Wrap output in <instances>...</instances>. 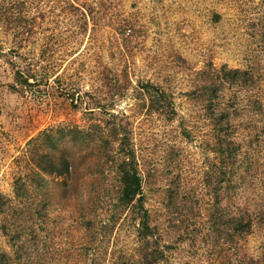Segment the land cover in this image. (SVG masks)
<instances>
[{"label":"rangeland","instance_id":"rangeland-1","mask_svg":"<svg viewBox=\"0 0 264 264\" xmlns=\"http://www.w3.org/2000/svg\"><path fill=\"white\" fill-rule=\"evenodd\" d=\"M24 2L34 18L29 48L62 61L55 78L14 82L15 67L26 71L24 50L0 23V193L12 194L27 140L42 130L113 126L135 151L143 205L164 264H210L227 255L232 264H264V223L239 237L237 258L211 237L212 196L201 177L212 153L197 98L199 71L222 64L258 66L264 98V0ZM146 83L172 95L174 114L148 108ZM102 146L109 158H98L101 150L90 144L73 147L76 186L61 198L53 190L36 264H138L137 218L116 199V139ZM0 251H9L1 231Z\"/></svg>","mask_w":264,"mask_h":264},{"label":"trees","instance_id":"trees-1","mask_svg":"<svg viewBox=\"0 0 264 264\" xmlns=\"http://www.w3.org/2000/svg\"><path fill=\"white\" fill-rule=\"evenodd\" d=\"M261 13L260 30L264 39V7ZM79 15L84 12L79 11ZM33 20L27 13L24 0L10 1L8 6L0 3V23L4 30L12 32L13 46L24 50L20 58L26 71L15 67L13 74L14 82L20 85L47 81L51 73L57 77L59 73L54 70L62 61L50 60L43 52L44 48L38 54L29 48ZM261 81L260 68L254 65L243 68L209 65L199 71L197 98L212 153L201 184L209 188L212 196L211 237L224 241L229 254L233 255L238 251L239 237L249 233L254 223H264V98ZM144 90L149 109L175 113L170 93L150 83H146ZM70 96L72 99L73 95ZM114 139L118 154L112 161L119 184L116 199L131 207L137 218L138 264H164L162 249L143 205L142 175L135 151L126 137L115 136V127L105 128L97 123L86 129H46L27 140L23 169L13 179L12 194L0 193V231L9 247L8 252L0 251V264L37 263L53 190L56 189V197L61 198L68 187L76 186L79 165L73 147L90 144L99 152L101 150L98 158H109L110 151L103 148L102 142L107 144ZM124 143L128 144L127 149ZM108 223L109 220L103 225ZM84 224L85 230L90 231L93 221L88 218ZM231 258L229 255L225 259L219 257L210 264H232ZM116 264H126V261ZM238 264L247 263L242 259Z\"/></svg>","mask_w":264,"mask_h":264}]
</instances>
